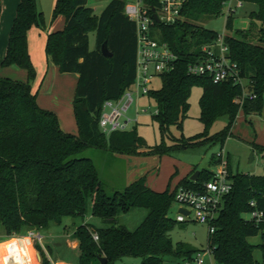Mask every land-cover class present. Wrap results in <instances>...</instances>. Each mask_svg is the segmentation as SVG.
Here are the masks:
<instances>
[{
	"label": "trees",
	"instance_id": "1",
	"mask_svg": "<svg viewBox=\"0 0 264 264\" xmlns=\"http://www.w3.org/2000/svg\"><path fill=\"white\" fill-rule=\"evenodd\" d=\"M224 0H185L179 13L181 20L164 25L153 24L155 36L167 43L176 58L172 69L162 73L160 86L148 90L156 112L150 118L163 134L168 126L181 127L188 108L187 98L192 86L200 88L198 120L204 127L224 116L222 129L213 134L205 130L184 138H172L171 144L146 145L136 133L129 130L101 132L97 126L101 104L117 99L133 81L135 61L134 23L123 14L125 0H109L98 14H94L87 0H54L52 18L60 15V30L46 33L44 56L61 73L76 74L71 98V111L76 134L63 132L55 114L40 108L31 93L28 82L34 77L26 48V32L30 25L41 22L36 0H18L12 18L0 66L15 65L24 69L26 81L0 76V235H23L26 230H45L59 226L65 217H83L87 205L90 215L99 218L103 226L87 222L75 226L71 236L76 242L73 264H91L103 256L105 264H113L121 257L139 258L140 264H163L166 256L173 260L188 258L196 248L185 242H175L169 231L176 222L168 215L173 203L175 187L182 185L197 189L211 177L212 172L200 170L194 180L188 176L169 191H153L139 176L119 190L106 193L98 179L90 158L77 156L85 149L106 150L111 154L128 156H172L181 149L203 144L220 146L231 132L235 116L259 113L264 105V0H242L254 9L248 12L244 29L231 28V18H225L224 34L228 55L236 64L243 82L245 96L240 104L234 101L241 94L238 84L212 83L205 76L185 72L188 61L198 55L199 44L216 37V32L198 25L202 17L220 14ZM149 11L156 0H141ZM42 26V24H41ZM94 34V46H88V33ZM110 56L100 53V46ZM248 95L254 97L248 98ZM253 151L264 146L248 143ZM216 162V160H215ZM231 190L221 203L213 220V231L206 235V245L212 249L217 264H259L252 255L254 248L259 259L264 258L262 225L254 226L242 214L254 201L264 215V167L262 174L231 173ZM132 208L146 212L136 227L129 230L118 225L115 217ZM97 240L93 241L91 234ZM259 234L260 243L252 245L247 237ZM7 239L0 240V261ZM40 264H49L37 242ZM47 255L62 260L68 249L57 241L45 245ZM35 264H38L35 254Z\"/></svg>",
	"mask_w": 264,
	"mask_h": 264
},
{
	"label": "rangeland",
	"instance_id": "2",
	"mask_svg": "<svg viewBox=\"0 0 264 264\" xmlns=\"http://www.w3.org/2000/svg\"><path fill=\"white\" fill-rule=\"evenodd\" d=\"M109 0H87V5L92 9L94 14H98L105 4ZM133 1V0H125ZM18 0H0V8L3 10L12 9L13 15ZM54 0H36V10L41 13V22L36 26L30 25L26 32V48L29 55V59L32 67L34 68V77L28 82L31 93L35 94V101L37 105L45 110L53 112L58 120L59 128L63 132H69L76 134V126L71 111V98L73 95L74 85H66L63 88L62 93H57L53 89L56 86L55 81H52L49 85L52 73L50 69L51 62L47 61L48 68L46 69L45 77V56H44V40L45 35L48 32L60 30L63 25V18L57 15L52 18V8ZM254 5L251 3L244 2L242 6L235 11L231 18V28L233 29H244L248 24V12L254 9ZM12 15V16H13ZM10 19L9 27L12 21ZM225 15L219 14L215 17H202L196 22L198 25L205 29L212 30L218 34H229L231 31L224 27ZM42 24V26H41ZM88 46L90 49L94 46V34L93 32L88 33ZM3 56V55H2ZM0 57V60L2 58ZM0 76L7 77L13 80L21 82L26 81V73L24 69L15 66H0ZM160 86V78L154 77L150 80L148 85L149 90H156ZM200 95V88L198 86H192L187 98L188 108L185 112V116L181 121L180 129L175 126H168L163 134H160L157 128V124L153 122L150 116L156 109L155 102L149 96H139L136 105L132 103L126 114L128 116L134 115V109L138 111L136 123L134 128L136 133L143 139L146 145H153L162 143L163 145L171 144L172 138H184L194 135L195 133L202 132L205 130L207 134H213L223 128L226 118L224 116L218 117L213 120L208 126L204 127L203 124L198 120L199 108H198V97ZM56 97L55 100L52 98ZM264 98V97H263ZM45 102L55 104L56 111L45 108ZM54 108V105H50ZM143 110V112H140ZM231 134L226 137L222 145L218 143H209L199 145L193 148L181 149L172 153L170 156L156 157L154 163H151L150 156H145L144 169L141 175L144 173L146 182L149 178L158 175L157 178L164 176L165 180L173 174L174 168L177 173L183 169L190 168L193 171H200L206 169L210 172L215 169L217 165V154L222 156L223 160H226V169L230 170L231 173L242 172L249 174H262L264 167V150L262 151H251V147L248 143H254L257 145L264 146V121L259 118L258 113L254 115L245 116L241 111H238L235 116L234 124L230 129ZM114 154L106 150L98 149H85L78 153L77 156H84L91 159L93 162L99 181L101 182L106 193L110 194L113 190H119L124 186V182L127 181L130 175L131 168H136L138 159L135 158V164H125L123 159H117L113 157ZM134 161V159H132ZM216 160V162H215ZM131 161V162H133ZM192 171V172H193ZM157 173V174H156ZM152 174V175H151ZM190 175V174H189ZM167 176V177H166ZM172 175L171 178H174ZM189 177V176H188ZM172 181V179L170 180ZM145 210L142 208H132L125 213H120L115 217V221L118 225H123L127 229L131 230L138 225L142 220ZM176 213V205L172 203L168 215L173 217ZM245 218V215L242 214ZM90 223L94 226H103L102 221L90 215L89 206L87 205L86 211L83 217H65L59 226H51L45 230H34L35 233L40 235V241L43 246L55 245L57 241H62L68 251L65 253L61 262L63 264H73L76 255V242L71 236L73 228L82 222ZM169 237L172 244L181 241L187 243L193 248H200L206 246V227L204 225L195 222H186L181 224H175L174 227L169 231ZM24 235V234H23ZM4 237L0 235V238ZM16 238L12 237L8 247V257L3 260H11L9 254L14 251L12 259L19 258L16 247ZM30 242H37L35 238H29ZM247 241L256 245L260 243V236L256 234L254 236L247 237ZM33 250L37 256V262L40 264L39 253L36 249ZM45 250V249H44ZM11 255V254H10ZM253 257L259 260V252L254 248ZM49 259L58 264L53 258ZM2 260V261H3ZM91 264H96L95 261H91ZM113 264H140L139 258L133 257H121L120 259L113 262ZM163 264H180V258L173 260L171 257L166 256Z\"/></svg>",
	"mask_w": 264,
	"mask_h": 264
},
{
	"label": "built area",
	"instance_id": "3",
	"mask_svg": "<svg viewBox=\"0 0 264 264\" xmlns=\"http://www.w3.org/2000/svg\"><path fill=\"white\" fill-rule=\"evenodd\" d=\"M185 0H156V7L149 11L141 3V0L126 1L123 5V14L134 23L135 34V61L133 81L123 90L117 99H107L101 104L97 126L105 134L113 131L129 130L135 123L138 115L136 108L134 115L126 114L129 106L136 105L139 96L146 95L148 85L154 77H159L172 69L176 55L166 42L159 40L153 31V24H173L181 20L180 9ZM244 2L242 0H224L221 3L220 13L232 16ZM152 12L157 17V22L152 17ZM224 34H216L210 41L198 46V55L187 62L185 72L189 75L205 76L212 83L231 82L238 84L241 94L234 101L240 104L245 96L243 82L238 74L234 61L228 55L227 45L223 42ZM254 95H248V98ZM143 112V110H140ZM156 112V109L154 113ZM220 153V152H219ZM217 154V165L213 169L211 177L202 182L197 189L179 185L173 191V203L176 205L174 220L179 223L195 222L206 227L207 234L213 231V220L218 214L223 197L231 190L232 182L226 169V160ZM250 209L243 213L245 220L254 226L262 225L261 233L264 234V215L255 207L254 201L248 202ZM181 208L186 214L178 213ZM26 238H35L44 251L49 264H55L49 259L44 250L40 235L34 230H26ZM93 241L97 240L95 233L91 234ZM264 244V240H263ZM180 264H217L213 258L212 249L209 246L196 248L188 258H180ZM259 264H264V258L259 259Z\"/></svg>",
	"mask_w": 264,
	"mask_h": 264
},
{
	"label": "crops",
	"instance_id": "4",
	"mask_svg": "<svg viewBox=\"0 0 264 264\" xmlns=\"http://www.w3.org/2000/svg\"><path fill=\"white\" fill-rule=\"evenodd\" d=\"M12 15H13L12 9L10 11V8L6 9V10H4V9L2 10L0 8V57L4 54L6 41H7V34H8V30H9V23H10V19H11ZM13 16H12V18H13ZM47 68H48V65H47V60L45 58V77H46V69ZM49 70H51V73H52V77L50 78L49 85L51 87H53L51 82L55 81L56 86H54L53 89L55 91H57V93H62L63 88L66 85H72V86L74 85L75 86L76 74H74V73H61L57 70V67L53 64L50 65ZM55 99H56V97L52 98V100H55ZM50 105H54L53 106L54 108H52V106H50ZM45 108L51 109L54 112L56 111V106H55V104H52V103L48 104L45 102ZM250 115L255 116V113H250L247 116H250ZM258 115H259V118L262 121H264V105H263L261 111L258 113ZM251 151H252V149H251ZM161 156L151 155L150 156L151 157V159H150L151 163L155 162V160L157 159L156 157H161ZM163 156H165V155H163ZM166 156H168V155H166ZM113 157L117 158V159L119 158L121 160L123 159V163L125 164V162H126L127 165L130 163L135 164V162H136L135 158L138 159V162H136L138 164V166L136 168H134V167L131 168L129 178L127 179L126 182H124L125 183L124 185H127L128 183H130L131 181H133L134 179H136L139 176H144V178L146 177L145 173L143 175H141V173L144 170L142 168H144L143 164L145 162L144 161L145 158H142V157H145V156H128V155L114 154ZM170 157L174 158L172 156H170ZM132 159H134V161ZM131 161H133V162H131ZM192 171L193 170H191L190 168H187V169H183L179 173H177L176 169L174 168V171L172 174V175H175L174 178H171L172 177V175H171V177H169L168 180H165L164 176L157 178L158 175H155L154 177L151 176L147 182L144 179V184H145V186H147L148 188H150L153 191H163L165 188H168L170 191L175 187V185L177 184V182L179 180H181L182 178H184L186 176H189V174H191ZM171 179H172V181H170ZM12 237L16 238L15 239L16 244H17L16 249H17V252L19 254V258L15 259V257H14V260H13L12 255L14 254V251H11V253H10L11 255L9 254V256L11 257V260H8L9 264H35V252L33 250V242H30L28 238L22 237L20 235L4 236V237L0 238V240L8 238V242H7L5 249H4V252H3L2 260L4 258L8 257L7 255H8L9 250H8L7 246L9 245L10 239ZM56 262L58 264H63V262H61L60 260H57Z\"/></svg>",
	"mask_w": 264,
	"mask_h": 264
},
{
	"label": "water",
	"instance_id": "5",
	"mask_svg": "<svg viewBox=\"0 0 264 264\" xmlns=\"http://www.w3.org/2000/svg\"><path fill=\"white\" fill-rule=\"evenodd\" d=\"M152 17L154 19L155 22H157V17L155 15V13L152 12ZM100 53L105 56V57H108L110 56V54L107 52L106 48H105V44L103 43L101 46H100ZM198 174V171H193L190 175H189V180H194L195 177L197 176ZM177 212L178 213H182V214H186L187 211L181 209V208H178L177 209ZM98 264H105L106 260L103 256H100V257H97L96 258Z\"/></svg>",
	"mask_w": 264,
	"mask_h": 264
},
{
	"label": "clouds",
	"instance_id": "6",
	"mask_svg": "<svg viewBox=\"0 0 264 264\" xmlns=\"http://www.w3.org/2000/svg\"><path fill=\"white\" fill-rule=\"evenodd\" d=\"M0 264H9V261L7 259L0 261Z\"/></svg>",
	"mask_w": 264,
	"mask_h": 264
}]
</instances>
